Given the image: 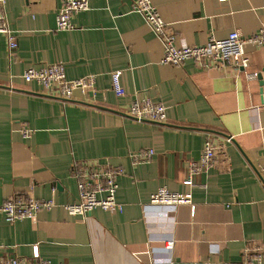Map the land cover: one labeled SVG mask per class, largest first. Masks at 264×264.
<instances>
[{
	"label": "crops",
	"instance_id": "0c3cea01",
	"mask_svg": "<svg viewBox=\"0 0 264 264\" xmlns=\"http://www.w3.org/2000/svg\"><path fill=\"white\" fill-rule=\"evenodd\" d=\"M151 1L166 22L164 34L177 36V44H203L235 29L249 36L264 27V0ZM132 3L90 0L89 9L74 15L75 27L60 30L61 0H7L15 39L0 33V205L28 192L56 205L14 222L0 210V243L23 256L38 244L52 264L264 258V84L248 76L264 74V46L245 45L247 68L209 58L164 64L162 36ZM56 61L64 62L69 79L94 75V89L60 98L24 80L28 67ZM114 70H122L124 96L112 88ZM136 96L163 102L167 120L132 117ZM22 124L33 129L30 136L22 135ZM208 141L212 166L186 184L190 160L200 158ZM149 148L155 150L150 160L132 162L133 153ZM82 161L124 168L117 190L122 211H67L64 205L79 197L72 167ZM161 186L192 193L194 215L188 204L146 214L143 205ZM171 237L170 252L161 242Z\"/></svg>",
	"mask_w": 264,
	"mask_h": 264
},
{
	"label": "built area",
	"instance_id": "2783aa9c",
	"mask_svg": "<svg viewBox=\"0 0 264 264\" xmlns=\"http://www.w3.org/2000/svg\"><path fill=\"white\" fill-rule=\"evenodd\" d=\"M132 10L141 13L153 31L162 36L164 42V54L161 62L164 64L179 65L188 59L201 60L209 58L219 66H234L235 68H247L249 57L246 55L245 45L247 43L254 46H264V27L257 32L245 36L240 29H235L225 38L211 37L203 44L191 45L187 42L177 44V36L164 34L165 20L158 8L151 0H132ZM61 6L56 15L57 28L69 30L75 27L73 17L75 14L90 8V0H61ZM7 0H0V33L8 36L10 41L15 39L14 32L7 24L6 20ZM164 34V35H162ZM261 73L253 71L248 74L251 78H256ZM122 70H114L111 73L112 88L118 96H124L126 90L121 81ZM263 79H264V74ZM26 82H35L42 86L45 92L60 98H70L76 89L86 93L94 89L96 78L94 75H85L76 79H69L66 74L65 64L56 61L44 64L40 67L30 66L24 73ZM129 114L136 120H151L165 122L168 118L167 106L150 97L136 96L130 106ZM20 132L24 137H28L33 132L29 126L22 124ZM155 154L153 148L142 149L131 155L132 162H144L150 160ZM214 150L209 141L206 143L200 158L190 160L189 175L184 181L186 184H193V175L209 170L212 166ZM264 171V164L260 167ZM124 173V168L99 162H75L72 167L73 177L76 179L79 197L74 202L64 205L72 215H85L96 207L104 210L122 211L124 205L117 199L119 178ZM180 204L191 206V212L195 213V203L190 192L182 193L171 191L167 186L159 187L150 198V201L143 205L146 214L154 212L156 214L173 213ZM56 205L54 198H37L31 192L14 194L4 200L0 205L5 219L14 222L24 218H35L37 212L42 209L50 210ZM161 245L168 251H172L175 246V238L162 240ZM171 257L169 258V260ZM264 258L262 254L249 259L245 264L260 263ZM163 258H150L149 264L164 262ZM0 264H52L50 260L42 257L38 244L33 246L30 256L19 254H9L5 252V246L0 243ZM200 264H211L208 260H203Z\"/></svg>",
	"mask_w": 264,
	"mask_h": 264
},
{
	"label": "water",
	"instance_id": "95a60500",
	"mask_svg": "<svg viewBox=\"0 0 264 264\" xmlns=\"http://www.w3.org/2000/svg\"><path fill=\"white\" fill-rule=\"evenodd\" d=\"M258 78L260 79V81H261V84H264V81H263V77H262V74H260L259 76H258Z\"/></svg>",
	"mask_w": 264,
	"mask_h": 264
}]
</instances>
